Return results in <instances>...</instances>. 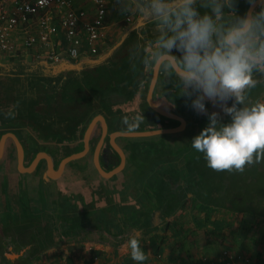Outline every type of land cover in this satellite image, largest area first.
Wrapping results in <instances>:
<instances>
[{
    "label": "crops",
    "instance_id": "crops-1",
    "mask_svg": "<svg viewBox=\"0 0 264 264\" xmlns=\"http://www.w3.org/2000/svg\"><path fill=\"white\" fill-rule=\"evenodd\" d=\"M80 5L91 7L87 0H77L76 6ZM112 7H109L106 17L111 19L110 22L117 12ZM106 18V44L98 57L109 53L108 60H114L117 50L136 36L140 40L135 52L141 66L140 76H150L147 101L154 66L151 63L153 28L150 26L149 31L142 32L149 21L139 15L108 48V41L113 39V35L109 30L111 23H106ZM62 42L59 41L56 47ZM113 48L116 50L113 51ZM81 60L48 61L35 59L34 56L8 57L0 52V67L6 69L3 73L13 77L19 74L24 78V87L18 90V96L13 101L15 110L9 114L13 124H18L17 131L14 128H0V139L3 134L12 132L21 141L24 148L22 167L19 165L16 143L13 137L8 136L0 157V170L3 168L9 183L21 186L22 190H27L29 184L35 183L42 202L39 211L29 212L26 206L20 211L8 209L0 215V223L12 226L27 218L38 223L35 231L37 237L44 240L46 249L29 264H136L130 258L127 246V240L132 235L138 238L147 255L143 262L145 264H216L225 249L241 253L247 263H264V218L251 212L203 203L195 194L200 179L189 174L179 176L176 168L167 166L161 170L159 177H152L153 171H149L152 159L156 155L173 154L172 143L162 139H142L166 133L137 136L130 133L167 127L120 129L113 127L111 115L101 110L92 114L83 103L76 104L69 114L41 112L35 90L28 88L26 78L33 74L56 75L66 72L70 63ZM23 64L27 66L22 68L20 65ZM158 79L153 90L155 102L187 120L186 127L178 131L179 134L173 140L191 141L190 133H182L188 126L187 118L191 120L193 129L198 128L199 122L189 106L190 101L181 95L177 78L169 80L171 85L168 89L160 84L156 90ZM122 81L124 79L105 83L98 87V91L109 87L120 88ZM141 103L142 100L137 98L134 107L139 111ZM255 103H264V92ZM174 120L178 123L168 127L180 124L178 119ZM24 130L32 138L26 139L27 135L24 134L25 139L22 140L19 134ZM63 146L69 152L61 156L58 150ZM76 153L80 155L68 159L63 165L64 158ZM36 157L38 159L34 163ZM121 165L119 171L106 175ZM134 169H138V172ZM146 173L151 184L156 182L155 189L148 181L144 182V191L150 194L149 199L139 202L142 193L137 194L136 188L129 190L123 198L112 193V183L123 187L127 179H138ZM61 195L65 197L66 214L62 212ZM28 201L32 202V198ZM122 204H141V208L126 213L120 211ZM108 209L118 211L116 219L119 231L113 227L95 225L96 218L88 221L82 217ZM47 237H50V241L44 239ZM3 241L6 248L4 255L9 264L21 262L31 247L24 241L9 238ZM9 252L17 255L9 256Z\"/></svg>",
    "mask_w": 264,
    "mask_h": 264
},
{
    "label": "trees",
    "instance_id": "trees-1",
    "mask_svg": "<svg viewBox=\"0 0 264 264\" xmlns=\"http://www.w3.org/2000/svg\"><path fill=\"white\" fill-rule=\"evenodd\" d=\"M248 6L247 0H238L235 8L237 13L242 15L248 9ZM150 26V22H147L142 32L149 31ZM139 42L140 40L136 36L132 37L117 50L114 60H108L94 66L60 72L56 75L46 73L29 75L26 78L29 83L28 88L35 90L36 102L41 112L44 114L52 112L69 114V111L74 109L76 104L83 103L85 107L87 106L92 111V114L96 110H101L111 115L112 121H114L113 127L120 129L143 130L177 124L178 122L174 119L153 111L146 101L150 76H145L144 78L140 76L139 70L141 66L135 54ZM174 54L179 55L178 53ZM20 66L23 68V66L27 65L23 64ZM5 71V67H0V100H2V103H0V128H4V130L14 128L16 130L18 124H13L9 114L15 110L13 101L18 96V90L24 87V78L19 74L15 77L5 75L3 73ZM132 74L133 76L129 80L128 77ZM173 78L177 77L161 68L156 90L160 84L165 85L168 89L171 85L169 80ZM122 79L124 81L120 83V88L109 87L98 91L99 86ZM258 79L264 81V77H258ZM21 84L22 86H20ZM95 91L98 92L95 93ZM92 92L94 93L92 94ZM262 92H264V82L258 83L255 88L247 91V102L255 103ZM137 98L142 100L140 111L134 107ZM231 103L232 101L229 100V106ZM213 111L220 114V119L223 122L229 120V117L221 111L219 106L206 102L205 113H197L192 110L194 115L196 114L197 116L198 128L193 129L191 120L187 118L188 126L182 133H190L191 140L193 136L197 135L206 126L208 113ZM24 134L25 136L27 135L26 139L32 138L24 130L22 134H19L22 140L25 139L23 138ZM178 134L177 132L166 133L142 138L169 140L174 150L171 155H156L152 159L149 170L153 171L152 177H159L161 170L167 166L176 168L179 176L189 174L200 179L201 182L197 184L199 185L198 189L195 191L196 186L194 185L193 187L195 194L203 203L225 207L234 211L251 212L264 218V159H261L259 163L246 165L243 171H216L207 166L202 153H198L191 147V141H174L173 139ZM58 152L61 156H64L69 151L67 147L63 146ZM134 170L138 172V169ZM146 177L147 173L141 175L138 179L134 177L133 179H127L123 187H117L112 183V193L118 194L123 198L130 192L129 190L136 188L137 194L139 192L142 193L139 202L149 199L150 194L144 191V182H149ZM239 179L240 183H236ZM150 185L153 189L156 188V182H152ZM36 189L35 183L29 184L27 190H22L21 186L18 187L15 183H9L8 177L2 168L0 170V215L8 209L20 211L24 206L27 207L29 212L39 211L42 202ZM29 198H32V202L28 201ZM60 202L62 212L66 214L67 207L63 195L60 196ZM140 206L122 204V206L120 205V211L129 213L135 209L136 212L141 208ZM117 213L116 209H108L104 212L101 210L99 212L95 211L93 216L87 214L82 215V217L88 221L96 218L97 222L94 223L95 225L105 226L106 228L113 227L116 231H119L116 219ZM37 224V222L28 218L12 226L1 225L0 223V264H9L4 255L6 252L5 246H3L4 238L31 244L26 257L17 264H29L32 259L46 249L44 240L42 241L41 237H37L36 231L33 232V229L36 230ZM53 238L52 234V242ZM44 239L50 241V237Z\"/></svg>",
    "mask_w": 264,
    "mask_h": 264
},
{
    "label": "clouds",
    "instance_id": "clouds-1",
    "mask_svg": "<svg viewBox=\"0 0 264 264\" xmlns=\"http://www.w3.org/2000/svg\"><path fill=\"white\" fill-rule=\"evenodd\" d=\"M237 2L138 0L137 5L153 28L151 63L177 77L194 111L205 113L210 102L229 117L223 122L218 112L208 113L206 126L191 139L216 171H243L264 159V103H248L246 95L264 82L258 79L264 77V0H247L252 7L242 15ZM127 246L136 264L146 261L136 236H129Z\"/></svg>",
    "mask_w": 264,
    "mask_h": 264
},
{
    "label": "built area",
    "instance_id": "built-area-1",
    "mask_svg": "<svg viewBox=\"0 0 264 264\" xmlns=\"http://www.w3.org/2000/svg\"><path fill=\"white\" fill-rule=\"evenodd\" d=\"M76 1L0 0V52L48 61L98 57L106 44L107 0H87L91 7L76 6ZM216 264L250 263L225 249Z\"/></svg>",
    "mask_w": 264,
    "mask_h": 264
},
{
    "label": "water",
    "instance_id": "water-1",
    "mask_svg": "<svg viewBox=\"0 0 264 264\" xmlns=\"http://www.w3.org/2000/svg\"><path fill=\"white\" fill-rule=\"evenodd\" d=\"M250 7H252V6L249 5L248 9ZM115 50H116V48H113V51H115ZM108 55H109V53H107L103 56L97 57V58L83 59V60L76 62V63L72 62L69 64V66L65 70L66 71L80 70V69L85 68L86 66H94V65L103 63V62L107 61L108 58L110 57ZM160 68L161 67L159 65H156V64H154V66H153L151 83H150L148 95H147L148 104L152 108L153 111L159 113L160 115L168 117V118L178 119L180 121V124L177 126H174V127L159 128V129H154V130H149V131H141V132H133V133H130V135H132V136H134V135H136V136L137 135H152V134H158V133H175V132H178V131H180L186 127L187 120L185 119V117H183V116H181V115H179L173 111H170V110H167V109L161 107L160 105H158L155 102V100L153 98V90H154V87L156 85L159 73H160ZM90 129H91V127H89V130ZM89 130H88L87 135H86L87 137L89 135ZM8 136L13 137V139L16 143V147L18 150V161H19V165L22 167V163H23V159H24V148H23V145H22L21 141L19 140L18 136L12 132H9L7 134H3V136H1V139H0V157L2 155L4 145H5V141H6V138ZM78 155H80V153L71 154L68 157L64 158L62 161L63 165L68 159L73 158V157L78 156ZM37 159H38V157H36L34 163H36ZM121 167H122V165L119 166L118 168H116L115 170H113L112 172H107L106 175L114 174L115 172L119 171ZM7 255L14 256V255H17V253L9 252Z\"/></svg>",
    "mask_w": 264,
    "mask_h": 264
},
{
    "label": "rangeland",
    "instance_id": "rangeland-1",
    "mask_svg": "<svg viewBox=\"0 0 264 264\" xmlns=\"http://www.w3.org/2000/svg\"><path fill=\"white\" fill-rule=\"evenodd\" d=\"M109 2H110V5L108 6V10H109V7L111 8L113 6L112 10L114 12L117 11L112 22H110L111 21L110 18H106V23H111V26L113 27V28L112 27L109 28V30L111 31V35H113V39L108 41V44H109L108 48H111L113 46V44L122 36V34L126 30V28L129 27L130 24L132 25L135 20H137V18L140 14L138 12V7H137L138 2L137 1H134V0H109ZM128 17H130V19H128ZM112 23H114V24H112ZM131 123H132V121H131ZM133 123H135V122L133 121ZM175 153H176V151H175ZM236 183H240V179L237 180ZM34 231H35V229H33V232ZM143 264H145V263H143Z\"/></svg>",
    "mask_w": 264,
    "mask_h": 264
},
{
    "label": "flooded vegetation",
    "instance_id": "flooded-vegetation-1",
    "mask_svg": "<svg viewBox=\"0 0 264 264\" xmlns=\"http://www.w3.org/2000/svg\"><path fill=\"white\" fill-rule=\"evenodd\" d=\"M34 96V95H33Z\"/></svg>",
    "mask_w": 264,
    "mask_h": 264
}]
</instances>
